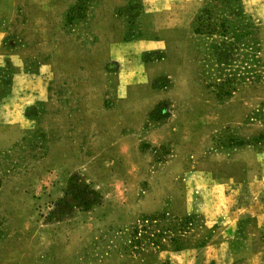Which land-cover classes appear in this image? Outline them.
Segmentation results:
<instances>
[{
    "label": "rangeland",
    "instance_id": "obj_1",
    "mask_svg": "<svg viewBox=\"0 0 264 264\" xmlns=\"http://www.w3.org/2000/svg\"><path fill=\"white\" fill-rule=\"evenodd\" d=\"M208 1L0 0V264H264V72L206 87ZM74 175L100 203L59 218ZM164 213L183 252L126 248Z\"/></svg>",
    "mask_w": 264,
    "mask_h": 264
},
{
    "label": "trees",
    "instance_id": "obj_2",
    "mask_svg": "<svg viewBox=\"0 0 264 264\" xmlns=\"http://www.w3.org/2000/svg\"><path fill=\"white\" fill-rule=\"evenodd\" d=\"M260 32V23L246 12L242 0H210L198 12L193 35L200 78L220 99H229L241 85L261 79ZM66 197L70 200L57 204L54 215L59 218L77 208L88 212L100 203L98 193L78 175L69 180ZM193 224V217L179 219L167 213L144 218L132 228L126 248L163 249L168 241L174 253L183 252L184 236Z\"/></svg>",
    "mask_w": 264,
    "mask_h": 264
}]
</instances>
